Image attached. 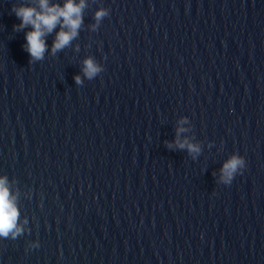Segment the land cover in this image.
<instances>
[{"label":"water","instance_id":"95a60500","mask_svg":"<svg viewBox=\"0 0 264 264\" xmlns=\"http://www.w3.org/2000/svg\"><path fill=\"white\" fill-rule=\"evenodd\" d=\"M35 2L0 0V175L25 229L0 264H264V0H88L71 46L51 54L58 27L29 63L12 7ZM89 56L104 70L77 85ZM184 116L196 159L167 147Z\"/></svg>","mask_w":264,"mask_h":264},{"label":"clouds","instance_id":"9594fccd","mask_svg":"<svg viewBox=\"0 0 264 264\" xmlns=\"http://www.w3.org/2000/svg\"><path fill=\"white\" fill-rule=\"evenodd\" d=\"M88 7V0H63L51 2V0H36L35 4L20 3L13 5L12 12L19 19L20 23L13 26L14 31L25 32V51L29 54V63L42 61L48 51L46 37L55 33V38L51 45V54L54 56L58 52L71 46L72 41L77 39L82 26L84 25V11ZM109 15V9L99 7L94 12V23L90 26L92 31H97L102 20ZM79 50V46H77ZM104 70L103 65L96 59L89 56L83 60L81 69L83 78L77 74L74 76L75 83L82 85L84 79L92 80ZM188 123V117L184 116L177 122L176 139L167 142L169 149L178 148L186 150L187 153L196 159L201 153V146L192 142L187 137L182 138V134L189 129L184 125ZM246 168V160L243 156L234 153L226 160L221 169L219 183L230 185L234 177ZM18 194L10 190V181L7 175H0V238L16 239L21 236L25 229L20 223V211L17 205ZM27 224V220L24 221ZM31 247H38V242H32Z\"/></svg>","mask_w":264,"mask_h":264}]
</instances>
